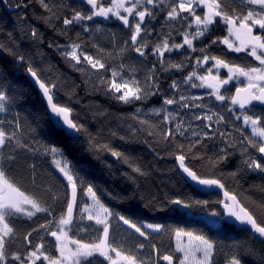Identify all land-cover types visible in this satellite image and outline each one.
Masks as SVG:
<instances>
[{
	"label": "snow or ice",
	"instance_id": "obj_1",
	"mask_svg": "<svg viewBox=\"0 0 264 264\" xmlns=\"http://www.w3.org/2000/svg\"><path fill=\"white\" fill-rule=\"evenodd\" d=\"M0 7V52L30 78L0 66V264H264V0ZM29 89L41 110L22 116ZM76 149L121 186L101 189Z\"/></svg>",
	"mask_w": 264,
	"mask_h": 264
},
{
	"label": "trees",
	"instance_id": "obj_2",
	"mask_svg": "<svg viewBox=\"0 0 264 264\" xmlns=\"http://www.w3.org/2000/svg\"><path fill=\"white\" fill-rule=\"evenodd\" d=\"M0 19L6 20L7 21L6 27L9 30H11L14 17L10 13H8L7 10H5L2 7H0ZM33 23H35V21H33ZM39 27H40V29L42 31H44L46 33V35L48 37L51 36V33L47 29H44L43 25H39ZM101 39L103 40V38H101ZM177 39L179 40L181 38L178 36ZM4 40H5V38L3 36H0V42H2ZM43 47L46 49V52H47V54L45 55V58H44L45 61H49L50 60L51 63L53 64V66L58 64L59 67L67 75L70 70L64 66L63 61L61 60L60 56L58 54L54 53L53 50L47 49V45L46 44ZM36 60L39 63L40 58L36 57ZM0 66H3L7 70V73L9 74V77L10 78H14L17 85L24 86L25 88L27 87V85L25 83L27 81L25 70L23 68H20V69L14 68L12 66V64H11L10 58L7 55H5L4 53H2V52H0ZM41 66L46 68V64L45 65H41ZM72 76H77V74L76 73H72ZM80 95L82 97H84V104L85 105H87L89 103V101H91V100H97L98 101V100L101 99V97L86 96L83 91H81ZM22 103H23V107L21 109L22 116H23V114L25 112L31 113V112H35V111H40L41 110L40 100L38 99L37 95L33 93L32 89H29L28 92H26L25 97L22 98ZM79 106H81V105L77 104V107H79ZM75 107H76V105H75ZM114 111L115 112H124L126 110L123 109V108H119V109H114ZM75 113H73L74 116H76ZM62 143L65 144V146L67 145V141H62ZM114 143L116 145H120L121 144V142L119 140H115ZM133 147L136 148V152L133 153L134 155H137V156L143 155V153L141 152V146L140 145H133ZM69 158L73 160L74 164L77 163L78 161L83 160L88 165H90L91 175L95 176L96 182L101 187V189H103L105 185H107L110 188L115 186L117 189L121 186L119 179H110L107 175L103 174L104 171H105V166L100 161L94 159L91 154H89L87 152H82L79 149H76L75 151H71L70 152ZM104 159L111 160L112 158L110 156H108L107 154H104ZM151 159L152 158L149 156L148 160L150 161ZM168 164H169V166H171L173 164V162L169 161ZM116 167L120 168V167H124V166L123 165H116ZM161 167H164L163 162H161ZM170 175H172V173L169 172L167 168H164V172L163 173H157V176H159L160 179L156 180V184L171 188V184H169L168 180H167V177L170 176ZM249 182H251V181H249ZM231 186L232 185H230V187ZM141 212L143 213V221L144 222H154L152 220V217H153V215H156V214L148 213L144 209H141ZM40 222H42V221H38L37 223H40ZM33 226H35V225H33ZM232 236L234 238H237V239L239 238L235 233H233ZM48 239L51 240L50 237ZM157 241H158V238L156 237L154 242H157ZM165 242L170 243V241H169V239H168L166 234L162 238V241L158 242L164 247V248L161 249V252H163L165 250L166 246L168 247V245H166ZM219 259L222 262L223 261V256L221 255L219 257Z\"/></svg>",
	"mask_w": 264,
	"mask_h": 264
},
{
	"label": "rangeland",
	"instance_id": "obj_3",
	"mask_svg": "<svg viewBox=\"0 0 264 264\" xmlns=\"http://www.w3.org/2000/svg\"><path fill=\"white\" fill-rule=\"evenodd\" d=\"M44 75H45V78H55L56 77V75H57V73L55 72V70L53 69V71L51 72V74H49V72L46 70L45 72H44ZM66 75V74H65ZM67 76V75H66ZM72 83V81L71 80H68V83H67V85H65L66 87L68 86V85H70ZM194 91H197V90H194ZM200 93H203V89H201V90H198ZM58 96H59V98L61 99V100H65L66 99V97H65V95H64V92L61 90L60 92H58ZM75 105H76V107H75ZM74 105V107L77 109V112L75 113L76 115H78V113L80 112V110H81V106H79V107H77V104H75ZM230 186V185H229ZM158 238V241L157 242H160V241H162V239H160L159 237H157ZM156 239V238H155ZM154 239V240H155ZM166 243V245H169V243H167V242H165ZM164 243V244H165ZM172 243V246H173V248H174V241H172L171 242ZM162 248H164L162 245H161V249ZM166 248H167V246H166ZM165 248V249H166Z\"/></svg>",
	"mask_w": 264,
	"mask_h": 264
},
{
	"label": "water",
	"instance_id": "obj_4",
	"mask_svg": "<svg viewBox=\"0 0 264 264\" xmlns=\"http://www.w3.org/2000/svg\"><path fill=\"white\" fill-rule=\"evenodd\" d=\"M26 79H27V81L30 80V78L27 75H26ZM36 91L38 92V89ZM37 97L40 100V97L38 95H37ZM170 162H173L174 163V161H172V160H170ZM162 264H163V262H162Z\"/></svg>",
	"mask_w": 264,
	"mask_h": 264
}]
</instances>
